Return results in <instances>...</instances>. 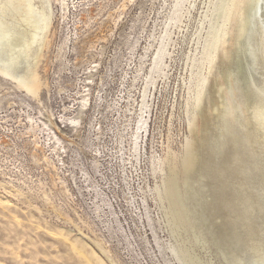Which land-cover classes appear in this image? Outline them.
<instances>
[{"label":"rangeland","instance_id":"1","mask_svg":"<svg viewBox=\"0 0 264 264\" xmlns=\"http://www.w3.org/2000/svg\"><path fill=\"white\" fill-rule=\"evenodd\" d=\"M226 1L32 0L24 45L2 22L0 264H264V40L241 105Z\"/></svg>","mask_w":264,"mask_h":264},{"label":"bare ground","instance_id":"2","mask_svg":"<svg viewBox=\"0 0 264 264\" xmlns=\"http://www.w3.org/2000/svg\"><path fill=\"white\" fill-rule=\"evenodd\" d=\"M225 11L226 13L221 15L220 23L221 25L228 24V20H230L229 18H233V27L231 26L232 30L230 32L229 48L221 58L220 70L221 72H225V74L236 78L237 85L240 87L239 90L241 92L244 90L245 92V94L243 93L242 95L244 101L242 99L241 103V105H245L248 99L256 98L252 89L254 75L250 71L249 59L253 50L260 52V42L263 44L264 0H227ZM0 15V26H2V22H5V25H7V38H11V40L17 38V43L20 42L19 45H24V40H26V38L36 36L37 34L32 33L34 31L38 32L41 30L42 34H46L47 27H37L36 24L30 26L33 15L32 0H0ZM20 15L23 16L18 18ZM26 21L29 22L28 25L31 27L29 28V32L20 29V27L25 26L23 23ZM10 23H12L11 27L9 25ZM14 23H17L20 27L16 28ZM226 25L223 27L225 28ZM228 27L230 28V26ZM4 36L6 35H3V37ZM262 91L264 92V87H262ZM242 134L243 133H241V135ZM250 135L251 133L245 132L242 136L249 141L251 138ZM234 146L235 149H238L236 143ZM239 154L240 153H238V155Z\"/></svg>","mask_w":264,"mask_h":264}]
</instances>
